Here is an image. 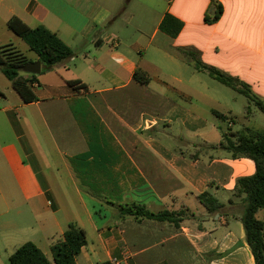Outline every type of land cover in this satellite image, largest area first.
<instances>
[{"label":"crops","instance_id":"1","mask_svg":"<svg viewBox=\"0 0 264 264\" xmlns=\"http://www.w3.org/2000/svg\"><path fill=\"white\" fill-rule=\"evenodd\" d=\"M216 3L223 14L211 21ZM168 14L183 22L175 37L161 29ZM14 16L45 26L75 51L51 68L42 63L32 87L37 101H23L0 70V198L22 195L35 217L50 213L31 226L51 233L39 237L42 251L53 260L48 252L68 228L57 216L59 194L79 207L67 224L75 221L87 233L76 264L114 258L121 264H254L244 205L234 192L238 178L255 173V162L221 146L224 132L239 131L235 120L227 119L230 129L223 130L209 117H234V109L195 104L213 97L196 81L185 83L179 68L192 65L180 49L192 50L264 99V0H0V46L13 43L27 53L29 45L8 25ZM166 64L172 80L192 92L159 77ZM139 68L150 75L148 84L135 79ZM205 191L233 214L209 213L198 198ZM131 203L189 215L179 225L121 216L120 205ZM258 216L264 220V209Z\"/></svg>","mask_w":264,"mask_h":264},{"label":"trees","instance_id":"2","mask_svg":"<svg viewBox=\"0 0 264 264\" xmlns=\"http://www.w3.org/2000/svg\"><path fill=\"white\" fill-rule=\"evenodd\" d=\"M216 7L215 15L209 17L211 21L219 20L223 14L222 6L216 3ZM8 25L29 45L30 50L37 54L45 68H51L75 55V51L57 33L43 25L30 27L17 16L12 17ZM182 28L183 22L172 14H168L161 23V29L173 37L177 36ZM180 52L189 62L195 64L197 70L208 71L213 78L246 95L250 102L247 106L248 116L252 114V104L264 112V99L255 94L248 84L215 67L205 65L192 50L180 49ZM32 61L26 52L13 43L0 46V70L12 81L13 87L26 103L38 100L32 88L37 75L32 73L29 77L23 75V68ZM135 79L143 84H148L150 81L149 75L141 68L135 72ZM68 83L78 90H89L80 80H69ZM216 113L222 119H233L223 113ZM223 137L222 148L230 152L233 157L251 158L256 165L254 174L238 178L234 194L235 197L242 198L244 209L241 221L247 243L255 258L254 264H264V220L258 216L259 211L264 209V129L247 127L235 133L224 132ZM198 198L211 214H233L228 206L220 202L210 191L203 192ZM120 213L123 217L167 221L177 225L189 215L185 209L151 211L146 205L138 203L120 205ZM87 242L86 230L73 221L70 222L62 238L52 244L53 260L35 242L27 241L11 254L10 264H76L77 257ZM103 264H111V262L107 261Z\"/></svg>","mask_w":264,"mask_h":264},{"label":"rangeland","instance_id":"3","mask_svg":"<svg viewBox=\"0 0 264 264\" xmlns=\"http://www.w3.org/2000/svg\"><path fill=\"white\" fill-rule=\"evenodd\" d=\"M131 8L132 6H130V9ZM136 20L138 21V18H136ZM131 22H132V26L134 27L135 20H131ZM27 53L32 58L36 57V53L30 51V49L29 51L27 50ZM172 73L173 71L169 70L166 64L165 67H163V72L159 73V77L162 80L166 81L167 83L177 85L183 91L185 89V91L192 92L191 89L186 90L183 84L179 85L177 82L173 81L171 78ZM179 73H180L179 74L180 77L184 80L185 83H188L189 79L190 80L192 79L196 81L195 82L196 86H200L198 87L199 90L203 92L205 90V93L212 95L213 97V100H210L205 97H200L199 98L200 102L195 101V104L199 103L204 107L211 105L223 112H226L229 108L234 109V117H233V120H235L233 126L234 130H242L245 127L264 129L263 111H261L258 107L252 104L253 114L249 116L247 115L246 109L247 106L250 104V102L246 95L239 93L235 89L221 83L220 81L213 78L208 72L204 70L198 72L195 67V64L193 63L192 65H184L183 67L181 66L179 68ZM191 86L194 87L193 85ZM205 86L208 87L204 89ZM151 88L156 89V84H154L153 87ZM132 90L133 87L127 89L126 91L132 92ZM148 93H152V91L149 90ZM196 109L198 110L199 108ZM201 112L203 111L201 110ZM205 115L207 116L208 114L205 113ZM209 117L210 119L217 120V122L219 123V125L223 130L230 129L229 120L215 117V115ZM49 174L51 176L52 175L58 176L56 172H54L52 169H49ZM53 199L54 202H56V204L60 208L59 212L57 213L59 220L63 223L65 227H68L69 225L67 224V221H69L70 219L73 220L75 218V215L77 214L76 211L78 212L79 207L75 204H73V207H71L68 204L66 198L61 197L59 194H56L55 198ZM7 200L9 203L7 201H3V199L0 198V264H10L9 259L11 254L19 246H21L27 241H33L35 243L37 242L36 244H39L41 245V247H44L43 244L40 242L39 237L41 235H44L45 238H47L48 235H51V233L49 234L46 233L42 234L40 232L34 233L33 229L31 228L32 225H37V223L39 224L41 219L49 218L50 213H45L41 217H35L34 213H32L30 208H28V204L22 195L13 197V200L11 197H7ZM73 202L75 203V201ZM97 208L99 210L98 215H100L102 212L105 211V208L99 205H97ZM52 235H54L53 237L57 238L56 234H52ZM48 253L49 255L52 254V252L50 251ZM192 263L196 264V262H192ZM79 264H89V263L81 259Z\"/></svg>","mask_w":264,"mask_h":264},{"label":"water","instance_id":"4","mask_svg":"<svg viewBox=\"0 0 264 264\" xmlns=\"http://www.w3.org/2000/svg\"><path fill=\"white\" fill-rule=\"evenodd\" d=\"M41 65V61L29 62L27 65H25L23 70L28 73L39 74L41 72Z\"/></svg>","mask_w":264,"mask_h":264},{"label":"built area","instance_id":"5","mask_svg":"<svg viewBox=\"0 0 264 264\" xmlns=\"http://www.w3.org/2000/svg\"><path fill=\"white\" fill-rule=\"evenodd\" d=\"M111 264H121V262L117 258H114L111 260Z\"/></svg>","mask_w":264,"mask_h":264}]
</instances>
